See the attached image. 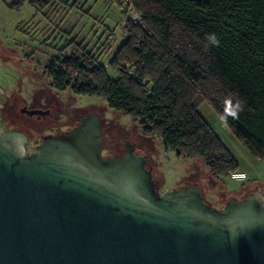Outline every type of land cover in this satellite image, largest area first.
I'll list each match as a JSON object with an SVG mask.
<instances>
[{
	"label": "water",
	"instance_id": "95a60500",
	"mask_svg": "<svg viewBox=\"0 0 264 264\" xmlns=\"http://www.w3.org/2000/svg\"><path fill=\"white\" fill-rule=\"evenodd\" d=\"M101 123L91 111L31 155L25 135L0 134V264H264L256 185L221 208L195 180L160 194L135 142L101 156Z\"/></svg>",
	"mask_w": 264,
	"mask_h": 264
},
{
	"label": "trees",
	"instance_id": "16d2710c",
	"mask_svg": "<svg viewBox=\"0 0 264 264\" xmlns=\"http://www.w3.org/2000/svg\"><path fill=\"white\" fill-rule=\"evenodd\" d=\"M107 2L124 19L122 0ZM25 4L36 13L46 7L45 0H19L16 9ZM131 5L141 22L123 21L122 42L106 67L71 41L45 65L52 86L101 98L114 112L138 120L166 150L201 160L212 179H226L238 164L198 114L205 102L264 161V0ZM68 48L69 54L62 53Z\"/></svg>",
	"mask_w": 264,
	"mask_h": 264
},
{
	"label": "rangeland",
	"instance_id": "374dc122",
	"mask_svg": "<svg viewBox=\"0 0 264 264\" xmlns=\"http://www.w3.org/2000/svg\"><path fill=\"white\" fill-rule=\"evenodd\" d=\"M75 1L77 0H45L44 10L36 13L28 4L16 9L19 0H0L1 38L6 37L5 40L10 43L12 40L23 42L28 37H34V40L39 37L40 40L47 39L49 44L37 45L30 41L31 45H27L25 49L30 53L32 46H39L37 53L29 55L32 57L33 85L37 78L41 79L39 84L49 83L44 73L45 62L49 56L60 54L66 43L74 41L85 47L106 67L109 58L122 42L124 19L115 6L107 0H78V3H74ZM23 36L26 38L23 39ZM57 43L59 51L56 49ZM70 50L68 48L62 53L69 54ZM108 72L112 73L110 70ZM61 95L59 98L64 105L65 130L73 127L80 116L94 111L104 122L106 147H121V139L125 138L135 142L137 155L145 151L152 159V176L158 184L160 194L178 189L185 183L194 182L193 180L198 182L205 202L213 208H221L228 199L239 201L247 191L249 194L254 192L255 185L259 188L256 190L257 194H262L264 161L254 158L205 102L198 106V114L238 164L237 172L226 179H212L201 160L178 157L173 151L166 150L157 136L142 131L138 120L114 112L101 98L77 96L69 90H64ZM105 150L103 155H107Z\"/></svg>",
	"mask_w": 264,
	"mask_h": 264
},
{
	"label": "flooded vegetation",
	"instance_id": "af4514ba",
	"mask_svg": "<svg viewBox=\"0 0 264 264\" xmlns=\"http://www.w3.org/2000/svg\"><path fill=\"white\" fill-rule=\"evenodd\" d=\"M24 36L23 39L26 38ZM5 38L0 36V134L5 131H14L25 135V154L31 155L42 143L43 137L63 133L75 125L65 130L63 120L64 105L59 98L62 97L61 93L64 90L54 88L45 72V65L48 59L54 55L49 56L44 65V73L49 83L39 84L41 79L37 78L33 85V75L31 73L32 57L29 55L30 53H37L39 49L37 45L39 44L49 46L46 42L47 39L40 40L38 37L34 40V37L31 39L28 37L27 41L16 42L12 40L8 43ZM30 41L35 42L37 45L34 47L30 46L31 52L27 53L25 49L27 45H31ZM56 49L59 51L58 43ZM98 117L101 118V116ZM79 119L76 120L75 124ZM103 126L104 122L102 121L103 144L101 156H122L124 144L127 141H123L121 147H106ZM129 144L134 149L136 148V144ZM104 150L107 155H103Z\"/></svg>",
	"mask_w": 264,
	"mask_h": 264
},
{
	"label": "built area",
	"instance_id": "2783aa9c",
	"mask_svg": "<svg viewBox=\"0 0 264 264\" xmlns=\"http://www.w3.org/2000/svg\"><path fill=\"white\" fill-rule=\"evenodd\" d=\"M122 11L125 14L124 20H130L132 24L137 25L141 22L142 15L136 13L131 5V0H122ZM262 196H264V186L262 187Z\"/></svg>",
	"mask_w": 264,
	"mask_h": 264
}]
</instances>
